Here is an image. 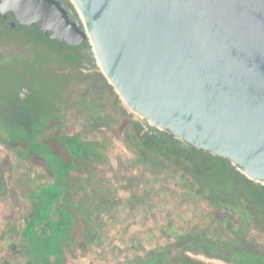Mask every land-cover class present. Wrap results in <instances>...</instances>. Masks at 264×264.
Masks as SVG:
<instances>
[{"label": "trees", "instance_id": "1", "mask_svg": "<svg viewBox=\"0 0 264 264\" xmlns=\"http://www.w3.org/2000/svg\"><path fill=\"white\" fill-rule=\"evenodd\" d=\"M73 10L76 13L74 7ZM76 17L82 24L79 14ZM38 34L33 36L40 44L44 39L41 31ZM46 44V52L67 57L59 65L64 66L66 73L61 75L67 76L69 82L96 81L113 96L115 115H100L102 107L95 104L91 109L99 110L89 117V130L97 134L107 130L133 151L136 159L131 164L141 166L149 174L146 177L151 189L157 182L166 186L169 179H178L181 190H186L183 195L189 196L191 203L202 202L207 207L201 216L194 214L196 223L188 229L174 220L157 225L159 235H151L157 238L156 249L147 250L132 237L128 247L132 259L128 264H208L191 254L227 264H264V248L258 243V237L264 234V185L242 174L230 159L196 150L146 119L136 120L103 72L82 71L84 63L91 70L98 69L89 40L70 49ZM43 69L50 73L47 66ZM28 102L22 104L28 106ZM66 102L63 98L62 105L54 108L41 104L36 116L30 109L19 123L0 115V129L18 151V157L33 159L49 179L27 199L33 204L34 212L30 219L24 218L26 222L20 235L34 260L30 264H71L73 257L96 253L94 247L104 248L110 238L108 219L115 222L114 210L120 205L132 210L142 198L139 189L144 187L138 179L129 181L125 189L131 194L124 197L117 194L115 185L109 188L107 181L103 185L105 180L97 166L110 163L109 140L97 134L87 137L82 131L60 128ZM17 183L26 188L30 184L22 178ZM9 248L22 253L16 240L10 242ZM5 264L10 263L5 260Z\"/></svg>", "mask_w": 264, "mask_h": 264}, {"label": "water", "instance_id": "2", "mask_svg": "<svg viewBox=\"0 0 264 264\" xmlns=\"http://www.w3.org/2000/svg\"><path fill=\"white\" fill-rule=\"evenodd\" d=\"M16 0L0 15L61 48L89 40L125 105L264 185V0Z\"/></svg>", "mask_w": 264, "mask_h": 264}, {"label": "rangeland", "instance_id": "3", "mask_svg": "<svg viewBox=\"0 0 264 264\" xmlns=\"http://www.w3.org/2000/svg\"><path fill=\"white\" fill-rule=\"evenodd\" d=\"M79 17L83 24L80 14ZM34 54L39 62H28L23 57L0 59V115L4 114L10 120L19 123L21 117H24L30 109L34 110L33 115L36 116L35 113H39L37 107L41 104L54 108L61 106L65 98L67 102L62 108L63 123L60 128L65 131H82L87 137L97 134L89 130L88 119L99 109L91 108L95 104H100L102 107L101 112L99 111L100 115L105 113L110 116L115 115L113 96L96 81L88 82L87 79H82L69 82L67 76L61 75L66 73L64 66L49 62L50 53L35 49ZM96 65L98 69L91 70L90 65L84 63L82 71L90 74L102 72L98 61ZM44 66H47L50 73L45 72ZM90 85L96 88L91 90ZM28 100V106H24L22 102ZM123 106L132 113L124 102ZM134 115L136 120H144L142 116ZM102 131H105L103 135H97L109 140L107 157L110 161L109 164L97 166L98 173L105 180L103 185L106 186L107 182L110 183L109 188L115 185L117 194L124 197L131 194L125 189L129 181L138 179L143 183L144 190L139 189L142 198L137 200L132 210H129L127 205H120L118 210H114L115 222L108 219L110 238L104 248L99 249V245L95 246L97 252L86 257L78 254L79 257L71 258V264H128L132 259V252L128 248L131 247L129 244L132 237L135 238L134 242L140 241L147 250L156 249L157 238L151 235L156 237L159 235L157 225L174 220L188 229L196 223L194 214L201 216L207 208L202 202L191 203L189 196L183 195L186 190H181L182 183L178 179H169L166 186L157 182L152 184L151 189L146 177L149 174H146L141 166L131 164L136 159L133 151L112 133L107 130ZM20 178L23 182L30 183L29 187L18 184ZM119 179H125L127 182ZM48 180L44 170L38 167L33 159L18 157V151L10 145L0 129V264H5V260L10 264L34 263L28 255L27 244L20 234L26 219H30L34 212L33 204L27 200L28 196ZM104 219L107 220V217L105 216ZM14 240L18 242L21 254L10 250L9 244ZM258 243L264 248V234L258 237ZM191 255L208 264H227L202 255Z\"/></svg>", "mask_w": 264, "mask_h": 264}, {"label": "flooded vegetation", "instance_id": "4", "mask_svg": "<svg viewBox=\"0 0 264 264\" xmlns=\"http://www.w3.org/2000/svg\"><path fill=\"white\" fill-rule=\"evenodd\" d=\"M16 0H0V15L4 12V10L11 6ZM61 3L62 7L68 12L72 21H76L80 24L77 20L76 13L73 10L74 5L72 4L71 0H57ZM75 9V7H74ZM76 10V9H75ZM38 29L34 27H21V28H10L7 24L3 23L0 20V59L2 58H16V57H23L28 62H37L36 55L34 54V50L38 49L40 51H44V53H48L45 50L47 49V44L50 42L57 47H60L55 41L51 38L45 36L41 32V38L43 42L40 44L36 42L33 33L38 34ZM26 32V33H24ZM40 35V34H38ZM82 46V45H78ZM75 47V46H74ZM63 49H70V48H63ZM51 55V54H50ZM50 63L52 64H59L64 63L67 61V57L65 55H51L50 56Z\"/></svg>", "mask_w": 264, "mask_h": 264}]
</instances>
